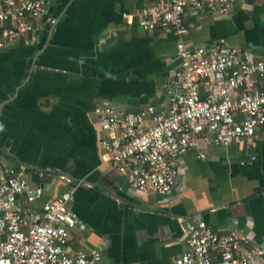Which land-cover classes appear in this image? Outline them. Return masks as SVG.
Wrapping results in <instances>:
<instances>
[{
	"label": "crops",
	"instance_id": "0c3cea01",
	"mask_svg": "<svg viewBox=\"0 0 264 264\" xmlns=\"http://www.w3.org/2000/svg\"><path fill=\"white\" fill-rule=\"evenodd\" d=\"M155 2L50 0L56 23H43L31 44L0 51V159L39 193L33 200L22 193L26 206L40 209L77 186L69 206L86 228L74 232L72 244L97 246L100 264H175L186 249V226L198 219L214 231L243 229L264 241V128L228 145L200 139L163 198L136 193L104 157L96 103L127 112L170 106L164 83L176 39L162 28L140 29L135 15ZM187 23L188 47L225 37L264 57V0H238L228 13L205 11Z\"/></svg>",
	"mask_w": 264,
	"mask_h": 264
},
{
	"label": "built area",
	"instance_id": "2783aa9c",
	"mask_svg": "<svg viewBox=\"0 0 264 264\" xmlns=\"http://www.w3.org/2000/svg\"><path fill=\"white\" fill-rule=\"evenodd\" d=\"M238 0H156L136 12L144 31L164 29L176 39L170 77L164 83L170 106L154 104L127 112L99 101L94 107L104 157L140 195L167 197L179 174L181 158L203 139L228 145L251 140L264 128V57L254 58L225 37L210 47H188L187 20L205 11L228 13ZM50 0H0V51L18 41L31 44L43 23L54 25ZM199 157H205L200 151ZM61 178L70 181L65 174ZM77 186L62 190L40 209L20 200L39 193L13 166L0 159V264H100L95 245L76 249L72 235L86 224L70 208ZM186 249L175 264H264V241L246 230L214 231L204 220L186 226Z\"/></svg>",
	"mask_w": 264,
	"mask_h": 264
},
{
	"label": "water",
	"instance_id": "95a60500",
	"mask_svg": "<svg viewBox=\"0 0 264 264\" xmlns=\"http://www.w3.org/2000/svg\"><path fill=\"white\" fill-rule=\"evenodd\" d=\"M63 174H65V173H63ZM66 175V174H65ZM67 177H69V178H73V177H71L70 175H66ZM41 186L42 187H45L46 185H45V183L43 182L42 184H41Z\"/></svg>",
	"mask_w": 264,
	"mask_h": 264
},
{
	"label": "clouds",
	"instance_id": "9594fccd",
	"mask_svg": "<svg viewBox=\"0 0 264 264\" xmlns=\"http://www.w3.org/2000/svg\"><path fill=\"white\" fill-rule=\"evenodd\" d=\"M3 130V128H2V126H0V131H2Z\"/></svg>",
	"mask_w": 264,
	"mask_h": 264
}]
</instances>
